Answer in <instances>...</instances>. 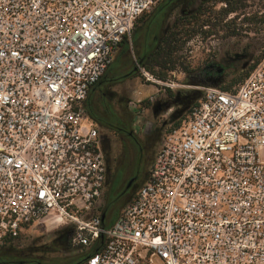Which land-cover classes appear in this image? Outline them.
<instances>
[{
    "label": "built area",
    "instance_id": "1",
    "mask_svg": "<svg viewBox=\"0 0 264 264\" xmlns=\"http://www.w3.org/2000/svg\"><path fill=\"white\" fill-rule=\"evenodd\" d=\"M162 1L0 0V247L44 226L70 228L73 251L99 247L84 264H264V57L230 89L201 88L133 200L101 220L106 166L85 101Z\"/></svg>",
    "mask_w": 264,
    "mask_h": 264
},
{
    "label": "rangeland",
    "instance_id": "2",
    "mask_svg": "<svg viewBox=\"0 0 264 264\" xmlns=\"http://www.w3.org/2000/svg\"><path fill=\"white\" fill-rule=\"evenodd\" d=\"M222 6V4H219L217 8ZM194 9L195 8L179 5L167 14L166 17H164L166 8H162L161 10L154 12L136 27L134 25L130 41L131 47H129L128 54L122 52L117 55L115 54V58L113 57L114 63L111 69L109 70L107 76L97 86L95 93L92 95L93 98L97 96L96 101H98L99 97L104 94L107 88H112L113 92H115L117 96H123L126 98L127 105L128 102L132 101L138 109L137 115L134 113L131 114L135 121L132 122V125L135 123L136 128H134V130L141 135L140 137L145 135L148 128L152 124L154 125V120L167 110V108L172 109L175 113L185 107L186 104H191L192 102L197 101L201 93V87L197 86L198 84H202L207 87H215L214 85H217L216 87H221L222 85L228 83L231 79L241 75V73L244 72L264 50V23H247L242 25L240 29L237 30L238 35L233 38H223L220 34L209 37L205 40L195 37L188 41L183 47L182 52H180V56L187 65L189 71H194V74L191 72H183L182 68L177 66L175 71L168 74L166 80L161 81L155 75L148 72L143 66H140L156 80L163 83L173 82L180 85V87L174 91L145 82L144 79L141 78L139 71V75H137V77H132L126 81L121 80V82L117 83L124 76L131 73L130 69L124 70L123 61L125 59L123 57L127 59L129 57V59L134 60L139 56V54H146L150 51V46L155 43L156 39L158 44L166 30L171 26L177 16L183 14V11L185 10L192 13ZM254 14L258 16L264 15V0H248L247 7L242 12V15L238 16L236 23H239L240 19L252 17ZM232 17H234V14H230L227 19H231ZM161 34L163 35L161 36ZM195 78H199L200 81L195 82L193 80ZM208 78L211 79L207 80ZM113 84L116 86L112 87ZM237 84L238 83L229 88H232ZM169 91L172 95L174 94V97L168 96ZM150 96L155 98L152 102L151 108L148 101ZM112 101L113 102L110 103V106L103 102L101 105V113H104L105 110H107V113L105 115H100V119H103L102 121L107 123V126L109 127L112 126V123L120 126L121 124L116 121V118L112 117L113 109L119 113L117 110H119L120 104L117 102L116 98ZM160 121L161 118H159V124ZM103 125L98 126L99 136L103 138V141L106 142L107 140L110 145L117 148V140L121 139L120 136H118L115 132L113 134L109 130V127L105 128ZM160 126L161 129H163V124ZM163 135L164 131L162 133V138ZM105 146H103L100 142V148L104 156L106 155ZM135 155H132L134 164L140 156ZM42 227L35 230L33 234L29 236V239L24 242H16L12 245L10 244L12 251H23L34 245L52 244L53 240H51V238L54 235L53 231H46L44 226ZM58 246L57 251L48 255V258H65L78 253L70 249L69 245L66 247V245L58 244Z\"/></svg>",
    "mask_w": 264,
    "mask_h": 264
},
{
    "label": "trees",
    "instance_id": "3",
    "mask_svg": "<svg viewBox=\"0 0 264 264\" xmlns=\"http://www.w3.org/2000/svg\"><path fill=\"white\" fill-rule=\"evenodd\" d=\"M248 0H163L161 3L156 5L152 11H149L143 14L135 23V27L145 21L150 15L162 8H166V13L169 14L177 6H186L190 8H195L192 13H189L188 10L183 11V14L177 16L172 22L171 26L166 30L165 34H161L162 38L157 44V39L154 44L150 46V51L146 54H139L134 60L123 57L124 70H131V73L127 76H124L121 80L126 81L132 77H137L138 67L143 66L148 72L155 75L159 80H166L169 73L175 71L177 66H180L183 72L186 73H195L194 71H189L185 62L181 59L180 52H182L185 44L195 37H199L201 40H205L209 37L220 35L223 38H233L238 35L237 30L240 29L242 25L247 23H264V15H252V17L240 19L239 23H236L239 15H242V12L247 7ZM219 4L223 6L217 8ZM230 14H234V17L227 19ZM160 36V37H161ZM122 47L120 53L128 54L129 45L126 41L122 42L119 45V48ZM118 48V49H119ZM118 51V50H117ZM119 53V54H120ZM264 57L263 52L250 64V66L238 75L237 77L231 79L228 83L222 85V89H230L232 85L243 81V79L249 74V72L256 66V64ZM115 58V57H114ZM114 63H112L105 70L103 75L99 80L93 85L98 86L102 80L107 76L109 70L111 69ZM116 86L115 84L112 85ZM112 93H106L105 97L102 100L107 105L108 102L112 99ZM168 96L172 97V93L169 91ZM102 109V108H101ZM86 110V108H85ZM99 113L100 115H105L107 112ZM88 111L86 110V113ZM100 119V122L105 123ZM107 125V123H105ZM121 126V125H120ZM117 124H113L109 127L110 131L113 133L116 129L123 128ZM175 126L172 125L171 128ZM168 128H166L167 130ZM120 132V130H118ZM99 247L95 246L88 252H78L75 255H71L65 258H52L48 261H45L42 264H84L86 258L89 254L97 252ZM19 251H12L11 245H3L0 247V264H22V258L18 256Z\"/></svg>",
    "mask_w": 264,
    "mask_h": 264
},
{
    "label": "flooded vegetation",
    "instance_id": "4",
    "mask_svg": "<svg viewBox=\"0 0 264 264\" xmlns=\"http://www.w3.org/2000/svg\"><path fill=\"white\" fill-rule=\"evenodd\" d=\"M210 79L211 78H208L207 80ZM193 80L195 82L200 81L199 78ZM111 102L113 101L110 100L108 102L109 106ZM117 102L120 104V108L117 110L119 113L113 109L112 117L116 118V121L119 122L123 128L114 131L121 138L117 140V148L110 145L107 140L104 143V146L106 145V155L104 156L106 180L101 203L102 211L100 213L101 216H104L103 221L109 218H116L120 211L133 200L138 189L148 176L149 167L161 144L162 133L163 131L165 132L168 127L164 125L162 126L163 129H161L160 125L163 124L165 119H162L159 124L158 117L154 120V125L152 124L145 135L140 137L141 135L133 128L132 122H134V117H132V112L127 108L126 101L119 98ZM162 114L164 115V113ZM102 125L103 123L100 122V126ZM103 127L106 128L107 125L104 123ZM118 130H120V132H118ZM135 154L140 156L134 164L132 155ZM66 239L67 243L65 245L67 247L69 245V235H66L64 232H59L54 234L51 238V240H53L52 244L31 246L26 250L19 251L18 256L22 258V264H42L50 259L48 255L56 252L58 249L57 247H59L58 244L64 243Z\"/></svg>",
    "mask_w": 264,
    "mask_h": 264
},
{
    "label": "crops",
    "instance_id": "5",
    "mask_svg": "<svg viewBox=\"0 0 264 264\" xmlns=\"http://www.w3.org/2000/svg\"><path fill=\"white\" fill-rule=\"evenodd\" d=\"M120 51H122V47H120L119 49H118V51L116 52V55L118 54V53H120ZM96 89H97V86H94V87H92L90 90H89V92H88V96H87V99H86V101H85V108H86V110L88 111L87 112V116L89 117V119L97 126V130H98V126H99V124H98V121L100 120L99 119V113H100V111H101V105L103 104V99H104V97H105V92L107 93H112V94H114V95H112V99L114 100L115 98L116 99H119V98H121V99H124L125 101H126V98L125 97H123V96H117V94L115 93V92H113V90H112V88H107L106 89V91L104 92V94H102L100 97H99V99H98V101H96V98H97V96H95L94 98L92 97V95L95 93V91H96ZM149 104H150V108H151V106H152V102L150 103L149 102ZM126 105H127V103H126ZM127 108H128V105H127ZM129 109V108H128ZM130 111H131V109H129ZM172 112H173V110H172ZM159 118H161V120H162V117H163V114H161V115H159L158 116ZM157 117V118H158ZM135 122V121H134ZM134 125H133V128H136V125H135V123H133ZM98 132H99V130H98ZM100 137V136H99ZM102 203V202H101ZM102 206V205H101ZM101 211H102V207H100V213H101ZM115 219L116 218H109V219H105L104 221H103V224L104 225H111L114 221H115Z\"/></svg>",
    "mask_w": 264,
    "mask_h": 264
},
{
    "label": "water",
    "instance_id": "6",
    "mask_svg": "<svg viewBox=\"0 0 264 264\" xmlns=\"http://www.w3.org/2000/svg\"><path fill=\"white\" fill-rule=\"evenodd\" d=\"M197 86H200L201 88H203V87H207V86H204V85H202V84H198ZM215 87L217 86V85H214ZM200 95H199V99L202 97V95H203V91H202V89L200 90ZM174 95V94H173ZM174 97V96H173ZM198 99V100H199ZM196 102V101H195ZM195 102H192L191 104H186V106L185 107H183V108H181L178 112H172L170 115H169V117L167 118V119H165L164 120V122H163V126L164 125H167V126H169V125H171V124H173V123H175L178 119H180L189 109H190V107L195 103ZM170 108H167V110H165L163 113H165V112H167L168 110H169ZM157 116V115H156ZM99 139H100V142H101V144H103V146H104V143H105V141H103V138L100 136L99 137ZM104 142V143H103ZM103 219H104V216H101V220L103 221ZM59 232H64L66 235H69L70 234V232H71V229L70 228H63V229H60V230H56V231H53V234H57V233H59ZM67 243V239H66V241L64 242V243H62V245H65Z\"/></svg>",
    "mask_w": 264,
    "mask_h": 264
}]
</instances>
